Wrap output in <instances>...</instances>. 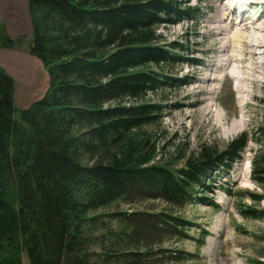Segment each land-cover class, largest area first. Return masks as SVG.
I'll list each match as a JSON object with an SVG mask.
<instances>
[{
  "label": "trees",
  "instance_id": "16d2710c",
  "mask_svg": "<svg viewBox=\"0 0 264 264\" xmlns=\"http://www.w3.org/2000/svg\"><path fill=\"white\" fill-rule=\"evenodd\" d=\"M190 2L28 0L30 52L43 62L49 86L18 110L14 81L0 68V264H166L152 243L141 242L188 228L180 217L118 212L120 227L113 229L93 213L134 191L179 206L194 202L195 187L242 158L246 133L221 151L203 145L180 170L151 164L156 147L150 133H140L162 106L137 101L186 81L150 65L182 60L160 43L158 27L197 19L201 9ZM252 171L264 174V150Z\"/></svg>",
  "mask_w": 264,
  "mask_h": 264
},
{
  "label": "rangeland",
  "instance_id": "374dc122",
  "mask_svg": "<svg viewBox=\"0 0 264 264\" xmlns=\"http://www.w3.org/2000/svg\"><path fill=\"white\" fill-rule=\"evenodd\" d=\"M188 5L200 7L201 15L197 19L183 18L158 27L160 43L182 60L160 68L150 65L166 77L186 81L168 84L137 101L162 106L160 118L140 131L150 133L151 144L156 147L151 164L180 170L186 166V158L200 151L203 145L221 151L246 133L244 154L229 170L220 167L213 171L208 177L210 181L204 180L208 188L195 187L194 202L189 200L179 206L165 197H155L152 192L134 191L93 214L113 229L120 227L118 212L143 219L151 218L152 213L180 217L188 228L163 230L162 234L142 239V247H146L147 242L152 243L150 247L161 263L264 264V217L249 214L253 209L264 214V174L252 171L253 158L264 150L261 142L264 138V53L256 71L248 70L254 78L245 82L250 92L239 93L236 78H208L209 69L216 65L219 57L208 21L216 11L212 0H191ZM263 5L264 0L256 1L255 12L246 10L241 16L251 21L259 16L264 26ZM234 15L238 16L236 7ZM259 32L264 34L262 30ZM32 38L28 0H0V68L14 81V102L18 110L40 99L49 86L43 62L30 52ZM194 57L200 60L198 65L188 62ZM248 57L246 62L250 63L252 60ZM214 87L215 92L211 93ZM239 96L246 97L247 102L241 103ZM195 99L200 101L194 102ZM240 119L245 121L242 130L233 136L226 135L224 131L228 132ZM253 194L262 200L254 201ZM97 229L101 232L99 226Z\"/></svg>",
  "mask_w": 264,
  "mask_h": 264
},
{
  "label": "bare ground",
  "instance_id": "6f19581e",
  "mask_svg": "<svg viewBox=\"0 0 264 264\" xmlns=\"http://www.w3.org/2000/svg\"><path fill=\"white\" fill-rule=\"evenodd\" d=\"M212 1L216 12L208 21L211 23L209 26L211 40H213L214 45H218L215 51L219 57L216 65L209 69L210 76L208 78H236L239 82L236 83L235 87L239 93L242 92L243 94L249 91L245 86L246 80H254L248 70L256 71L261 62L260 58L264 53V34L259 32V30L264 31V26H261L259 16L253 17V20H249V22L242 16L236 17L234 15L235 3L242 5L244 11H249L251 7H254L255 2L259 0H228L225 3L223 0ZM229 1L233 4L229 5ZM250 5L252 6L250 7ZM256 29L259 30L256 31ZM247 57L252 60L250 63L246 62ZM217 73L221 75L218 76ZM213 92H215V87L211 89V93ZM238 99L241 103L248 100L246 97L240 96ZM198 101L200 99H195L194 102ZM244 125V119H240L233 123L228 132L224 131V133L233 136L241 131Z\"/></svg>",
  "mask_w": 264,
  "mask_h": 264
}]
</instances>
